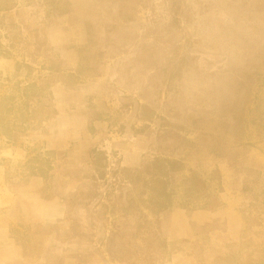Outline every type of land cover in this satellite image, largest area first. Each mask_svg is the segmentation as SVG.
Returning <instances> with one entry per match:
<instances>
[{
	"label": "rangeland",
	"instance_id": "374dc122",
	"mask_svg": "<svg viewBox=\"0 0 264 264\" xmlns=\"http://www.w3.org/2000/svg\"><path fill=\"white\" fill-rule=\"evenodd\" d=\"M7 236L23 264H264V0H0Z\"/></svg>",
	"mask_w": 264,
	"mask_h": 264
},
{
	"label": "crops",
	"instance_id": "0c3cea01",
	"mask_svg": "<svg viewBox=\"0 0 264 264\" xmlns=\"http://www.w3.org/2000/svg\"><path fill=\"white\" fill-rule=\"evenodd\" d=\"M22 251L23 245L18 242L16 237L0 238V264H23V258L18 254ZM9 252L11 253L6 260L5 255Z\"/></svg>",
	"mask_w": 264,
	"mask_h": 264
}]
</instances>
